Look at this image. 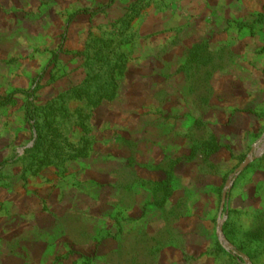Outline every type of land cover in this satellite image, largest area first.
<instances>
[{"label":"rangeland","instance_id":"obj_1","mask_svg":"<svg viewBox=\"0 0 264 264\" xmlns=\"http://www.w3.org/2000/svg\"><path fill=\"white\" fill-rule=\"evenodd\" d=\"M9 96L0 264H264V0H0Z\"/></svg>","mask_w":264,"mask_h":264},{"label":"trees","instance_id":"obj_2","mask_svg":"<svg viewBox=\"0 0 264 264\" xmlns=\"http://www.w3.org/2000/svg\"><path fill=\"white\" fill-rule=\"evenodd\" d=\"M241 26H245V24H240ZM34 92H29L30 96H33ZM12 96H9L5 98L3 101H0V105L6 106L11 102ZM29 119L31 121H34L35 118L32 115H29ZM38 145V144H37ZM37 147V146H36ZM222 149V146L215 145L213 143H203V144H195L191 148V153L189 156L186 157V160L193 162L198 157H201L204 161H209L213 154H216ZM183 158H178L172 162V168L169 172H167V179L163 182H158L154 188L155 192H163L164 198H168L172 195V189H171V180L172 176L171 173L175 169V167L182 161ZM262 236L259 234L256 235V237H253V239H261Z\"/></svg>","mask_w":264,"mask_h":264},{"label":"water","instance_id":"obj_3","mask_svg":"<svg viewBox=\"0 0 264 264\" xmlns=\"http://www.w3.org/2000/svg\"><path fill=\"white\" fill-rule=\"evenodd\" d=\"M253 152H254V151H252V152L250 153V156H253ZM250 162H251V159H250V158H247V159L241 164V166L238 168V170H237V171L235 172V174H234V179H235L236 177H238V176H239V175L245 170V168L250 164ZM234 179H233L232 181H230V182L227 183V190L224 192V194H223V198H222V210L224 209V206H225V203H226V200H227V197H228V191L231 189ZM227 245H228L230 248H232V246L229 245L228 243H227ZM228 246H227V248H228ZM242 258H243L248 264H252L248 257H246V256H242Z\"/></svg>","mask_w":264,"mask_h":264}]
</instances>
